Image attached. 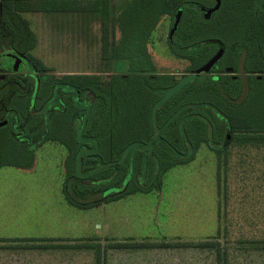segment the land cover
<instances>
[{
	"label": "rangeland",
	"instance_id": "374dc122",
	"mask_svg": "<svg viewBox=\"0 0 264 264\" xmlns=\"http://www.w3.org/2000/svg\"><path fill=\"white\" fill-rule=\"evenodd\" d=\"M134 1L110 0L107 17L110 49L122 40L121 17ZM219 1V9L208 17L207 12L217 6V0L196 2L194 10L202 12V20L207 22L205 29L197 30L204 39L218 38L232 44L243 35L241 27L246 21L254 20L252 8L264 11V0ZM188 5H183V10ZM81 15L35 12L22 13L18 18L9 14L0 1V67L16 74L23 71L40 77L46 74L42 84L48 74L59 78L100 75L107 79L106 83L114 76L129 79L128 60H103L106 12ZM176 16L160 17L152 34L148 45L156 68L150 72L152 75L182 78L197 74L195 67L200 60L195 63L179 57L172 48L175 34L170 40V32ZM23 20L35 34L33 49H29L32 40L27 37ZM219 52L214 49L208 57L213 59ZM17 53L25 54L34 69ZM224 72L237 76L232 68L225 67ZM263 77L264 74H259L258 78ZM69 93L70 98L65 100L60 94L54 95L48 109H43L46 96L42 93L39 100L43 106L38 111H48L49 115L59 101L70 104L78 96ZM34 95L36 102L37 93ZM169 95L167 92L166 97ZM91 96L89 93L76 104L86 105L92 101ZM258 96L264 97V89ZM136 98L141 99L140 94ZM64 107L59 106L62 111ZM254 123L258 130L252 135L233 132L227 145L202 144L194 159L169 170L159 187H156L157 171L149 175L143 169L139 180L142 184L147 181L149 192L114 202H103L99 195L89 199L80 192L81 198L74 199L76 203L82 206L100 203L90 209L69 202L66 192L72 196V191L77 192V186L84 180L78 174L74 183L72 179L64 183L61 157L64 151L57 143H45L34 150L38 161L32 170L0 169V264H96V249L91 246L98 245L104 250L106 264H217L216 251L195 247L215 237L228 253L229 264H264V117ZM73 125L79 129L80 121L75 119ZM65 130L58 127L55 131L64 136ZM6 132L7 129L0 131V165L23 163V149L11 147ZM68 138L71 140L70 135ZM134 148L148 150L149 156L153 152L152 145ZM48 238H79V242L75 247L50 250L49 243L28 241ZM118 243H165L181 247L109 248Z\"/></svg>",
	"mask_w": 264,
	"mask_h": 264
},
{
	"label": "trees",
	"instance_id": "16d2710c",
	"mask_svg": "<svg viewBox=\"0 0 264 264\" xmlns=\"http://www.w3.org/2000/svg\"><path fill=\"white\" fill-rule=\"evenodd\" d=\"M0 1L9 14L18 18L22 13L76 14L104 10L103 60L129 61V79L114 76L106 83L107 79L100 75H65L62 78L50 75L43 83L47 85L41 83L36 95V111L43 106L39 100L42 93L46 96V103L56 94H60L64 100L70 98L69 91L79 95L77 102L83 101L89 93L92 95V101L86 105L71 102L65 105L63 111L60 109L54 114L50 113L46 138L42 118L37 119L33 114L27 126L33 140L42 138V142L58 143L69 150L70 158L66 163L68 178L80 175V180L84 182L77 186V192H84L85 197L90 199L105 193L109 196L99 199L114 202L149 192L146 189L147 181L142 184L139 180L143 169H147L149 175L157 171L156 187H159L164 175L174 167L191 162L202 144L227 145L228 137L233 132L252 135L258 130L254 121L264 117V102L259 104L264 97L258 96V92L264 89V77L258 78L259 74H264V11L257 12L252 8L254 20L248 18L246 25L241 27L243 35L231 44L218 38L204 39L197 32L207 23L202 20V12L194 10L199 0H135L121 17L122 40L114 49H110L107 20L110 0ZM186 3L189 5L183 10L184 16L171 42L174 52L195 63L200 60L196 71L211 60L208 56L212 50H222V57L209 72L200 75L182 78L152 75L150 72H155L156 68L148 45L157 22L164 15L175 16ZM23 21L27 37L32 40L29 49H33L35 34L28 22ZM224 62H227L226 66H222ZM252 63L256 65L254 68ZM225 67L232 68L237 76L224 72ZM57 87H63L68 92L56 90ZM167 92H170L169 97H166ZM139 94L141 99L136 98ZM21 101L17 113L21 123H24L25 117H28L26 110L29 99L27 102L24 99ZM75 119L80 121L79 129L73 125ZM58 127L67 128L64 136L55 131ZM136 145H152L153 152L149 156L148 150L142 152L134 148ZM78 152L80 162L76 173L73 169ZM34 157L32 151L23 163L2 164L0 169L6 165L30 168ZM68 200L81 209L100 205L94 202L82 206ZM218 240V237L207 239L195 247L216 251L217 264H229L228 253ZM91 247L96 249V264H106L102 246ZM179 247L180 244L118 243L109 248Z\"/></svg>",
	"mask_w": 264,
	"mask_h": 264
},
{
	"label": "flooded vegetation",
	"instance_id": "af4514ba",
	"mask_svg": "<svg viewBox=\"0 0 264 264\" xmlns=\"http://www.w3.org/2000/svg\"><path fill=\"white\" fill-rule=\"evenodd\" d=\"M18 55L24 63L30 64L32 70L34 69L33 65L30 63V60L24 56L25 54ZM46 76L47 75L45 74L40 77L39 75H36L32 72L27 73L25 71L16 74L0 67V131L7 129V141L10 146L23 149L25 153V159L23 161H25L27 157L30 156L33 148L40 146L39 144L42 142V138L33 140L32 132L29 127L27 128L30 118L33 114L37 119L42 118V127L45 130L44 138L47 136V123L50 114L48 115V111L44 110L36 111L33 102V97H35L33 94L39 91L42 78H46ZM57 89L62 92H68L63 87H57L56 90ZM76 95L79 97L78 94ZM78 97L73 102L76 103ZM22 99H24L26 102L29 99V105L26 110L28 117H25L24 123H21L19 119L20 117L18 116L19 113H17V107L21 105ZM51 102L52 99L45 103L43 109H48V104L50 105ZM59 106L64 107L65 104L62 101H59ZM59 106H55L53 109L51 108V114L59 111Z\"/></svg>",
	"mask_w": 264,
	"mask_h": 264
},
{
	"label": "crops",
	"instance_id": "0c3cea01",
	"mask_svg": "<svg viewBox=\"0 0 264 264\" xmlns=\"http://www.w3.org/2000/svg\"><path fill=\"white\" fill-rule=\"evenodd\" d=\"M88 13H90V12H88ZM78 15L79 16H82L81 15V12H79L78 13ZM45 143H47V141L45 142H42L41 144L42 145H40V146H37V147H34L33 148V151L34 150H37V148L38 147H42V146H44L45 145ZM54 144V143H53ZM59 145V149H62V151H64V154L63 155H61V157H62V162H63V164H62V166H63V173H64V183H67V182H69V179H72V181H73V183L75 182V180H77V179H79V178H74V177H70V178H68V170H67V167H66V163L68 162V160H69V156H70V153H69V150L65 147V146H63V145H61V144H58L57 143V145L56 146H58ZM61 146V147H60ZM40 149V148H39ZM83 151L85 150V149H82ZM81 153V152H80ZM35 155H36V152H35ZM37 161H38V158L36 157V158H34V162H33V165L30 167V168H18V167H15V166H10V165H6V166H4V167H2V168H16V169H22V170H32L33 168H35L36 167V163H37ZM79 162H80V155H79V152H78V155L75 157V159H74V163H76V165H75V167H74V169H73V171L74 172H76V173H78V170H79ZM8 164H11V163H8ZM1 168V169H2ZM79 181V180H78ZM67 187L64 189V191L66 192L67 190ZM67 194V198H69V199H73L72 201H74L75 202V198H77V199H80V192H74V191H72V196H71V193L69 192V191H67L66 192ZM65 195V196H66ZM109 195H106L105 193H102V194H100L99 196H98V198H100V199H102V198H106V197H108ZM96 197V196H95ZM18 240H20V239H18ZM40 242H45V243H49L48 245V247H50V250L51 249H59V248H64V247H67V248H71V247H73L76 243H78L79 242V238H48L47 240H40ZM75 247V246H74Z\"/></svg>",
	"mask_w": 264,
	"mask_h": 264
},
{
	"label": "water",
	"instance_id": "95a60500",
	"mask_svg": "<svg viewBox=\"0 0 264 264\" xmlns=\"http://www.w3.org/2000/svg\"><path fill=\"white\" fill-rule=\"evenodd\" d=\"M217 2H218L217 6L213 10L207 12V14H206L207 17L210 16L212 13H214L216 10L219 9L220 1L217 0ZM182 14H183V8H181L179 10V12H178V14L176 16V20H175L174 26H173V28H172V30L170 32V40L173 39V36H174L175 32L178 29L179 23H180L181 18H182ZM222 54H223V51L221 50L219 52V54L215 58L211 59L205 66L200 68L197 71V74L200 75V74H202L204 72H209L213 68V66L220 60V58L222 57Z\"/></svg>",
	"mask_w": 264,
	"mask_h": 264
}]
</instances>
